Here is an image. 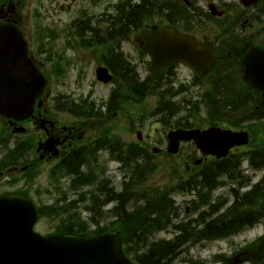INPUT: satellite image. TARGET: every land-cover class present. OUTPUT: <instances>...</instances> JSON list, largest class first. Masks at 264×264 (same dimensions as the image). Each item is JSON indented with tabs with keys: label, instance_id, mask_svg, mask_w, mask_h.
<instances>
[{
	"label": "flooded vegetation",
	"instance_id": "1",
	"mask_svg": "<svg viewBox=\"0 0 264 264\" xmlns=\"http://www.w3.org/2000/svg\"><path fill=\"white\" fill-rule=\"evenodd\" d=\"M10 2L20 4L19 0H10ZM153 4L156 16L152 28L158 29V27L166 25L174 27L183 34L197 38L201 43L213 46L216 52H220L223 57L229 59L231 57L230 61L233 64L240 61L239 68L243 67L242 58L249 48L254 46L264 48V0H255L248 5H245L242 0H153ZM0 6H3L5 10L7 8L4 0H1ZM0 17L7 20L3 13H0ZM22 21L23 18L20 22ZM35 61L45 72V75L51 72L53 61H48V68L47 62ZM95 62L97 63L96 60ZM106 62L109 66L105 63L103 65L109 67L110 70L112 63L120 68V79L108 83L112 84L115 89L109 90V94L105 98L97 99L94 94H82L81 92H73L70 97L46 96L41 109H36L31 118L23 122L5 120L6 124L12 126L13 142L19 137H23L16 145H24L25 151L28 153V165L33 167L41 165L48 169L61 163L80 168L82 175L91 177L98 173L101 178H104L108 175L112 165V152L115 156L124 158L126 152L133 149H138L142 154L149 153L148 146L150 144L158 146L161 150L168 146V130H163L162 135L149 133L146 135L147 137L139 131L137 133L138 142L132 138L128 140L126 129H118L119 132L113 130L111 113L113 104L116 109H119L122 99L125 104L127 103L124 92H120L121 82L124 85V82L127 83L126 78H123L122 75L126 67L115 55H107ZM171 68L172 65L162 70L160 74L170 72ZM239 68L228 65L226 69L234 72L232 78H235L237 76L235 71H238ZM222 78L220 75L217 76L218 80H212L211 87H224L225 77L220 80ZM76 85H79V80H76ZM49 101L55 102V104L51 105ZM55 105H57V109ZM114 116L117 119L118 112H114ZM15 128H20L19 134L14 132ZM156 131L158 130L156 129ZM97 147V152H92V149ZM200 156L204 163L220 164L215 157L203 154ZM193 157L195 155L191 151L186 154V158L190 160ZM134 167L140 168L142 164H135ZM188 169L189 174L196 171L195 167L190 166ZM132 180L131 178L129 181L125 174L122 181L113 177L112 186L102 190L103 198L111 203L114 199L118 204H121V209H125L126 206H129L128 201H132L129 194H133L136 189L139 191L137 193L138 201L142 202L145 183L143 181L134 183ZM158 186L157 183H147L146 189L158 192ZM117 194L120 195L117 196ZM123 201L126 203L123 204Z\"/></svg>",
	"mask_w": 264,
	"mask_h": 264
},
{
	"label": "water",
	"instance_id": "2",
	"mask_svg": "<svg viewBox=\"0 0 264 264\" xmlns=\"http://www.w3.org/2000/svg\"><path fill=\"white\" fill-rule=\"evenodd\" d=\"M143 38L146 44L142 50L152 57L148 68L151 76L176 61L186 62L204 74L212 65L206 60L205 49L171 30L151 32ZM208 54L210 58V52ZM244 64V80L264 92V49H251ZM44 85V77L27 58L26 44L19 32L10 26H0V114L16 119L28 117ZM262 102L264 105V97ZM170 138L169 150L173 153L178 151L180 139H194L205 154L218 157L225 156L234 145L248 142L246 132L217 127L203 132L179 130L171 133ZM36 219V209L26 196L0 199V264H132L122 250L119 234L89 238L42 237L33 231ZM252 256L259 260L264 258V239Z\"/></svg>",
	"mask_w": 264,
	"mask_h": 264
},
{
	"label": "trees",
	"instance_id": "3",
	"mask_svg": "<svg viewBox=\"0 0 264 264\" xmlns=\"http://www.w3.org/2000/svg\"><path fill=\"white\" fill-rule=\"evenodd\" d=\"M143 7L144 4L140 5V7H131L129 9L126 8L123 11V19L120 21V24L122 25V35L132 32L133 29L135 30L142 28L143 20L151 14V10L150 8L148 9V7H144V12H142ZM142 16H144L145 18ZM152 85L153 83L151 79H147L142 84V99H145L147 97V93L149 89L152 88ZM238 86L239 87H225L222 89L209 88L203 94L202 98L204 101L208 100V104L215 108L217 106L216 101H218L217 99H219L220 93H227L229 95L225 103L227 104V106H232L236 101H246V97L248 98V96H250L252 92L253 94L258 93L255 94L257 98L254 100V102H252L250 105L248 104L246 110L241 115H245L246 113L248 114L250 111H252V114H250V116L248 117V121H252L251 123H254L251 124V127L255 130L259 128L264 129V106H262L261 104V96L259 95V92L248 87L242 81H240ZM129 88L133 89L134 91H137V88L133 84H129ZM158 104L160 110L169 111L170 115L178 113L180 109H183L181 104L175 105L172 104L171 101H166L162 98L159 100ZM188 111L195 115L200 110L198 108H190ZM156 112H158V109L156 110ZM241 115L232 118L224 117L221 121L229 122L230 124L235 126H241V123H245V120L241 118ZM216 117L217 115L215 114L214 118ZM262 149H256L258 151H255V153L254 151L253 153L251 152L250 156L253 154L251 156V161L254 165H260L259 167L264 168V147ZM224 169L234 173L237 170V167L226 165ZM143 175L145 177L146 173L143 172ZM207 194H209V190L207 191ZM238 202L241 203H238L237 205H234L232 207L237 212L232 213L230 217H225L224 215H221L219 217H216V220L212 221V223L208 222L204 224V236L211 235L212 237H217L221 235H226L231 231L234 232L246 226L254 225L256 222L260 221L261 219H264V178L258 185L253 187L252 190L248 191L245 197L243 196L241 198L240 196ZM161 206L162 205H160L159 207L160 210L156 212L157 216L153 218L150 217V219L149 217L145 216L144 220H142L143 223H145L144 225L147 227V229H149V234L160 230L162 227H166L169 221L171 220V213L166 215V211L162 210L165 206ZM216 212L217 210L211 207V209L206 212V214L201 215V218L205 219L210 215H214ZM140 218L141 214L134 215L127 213V215L125 216L126 225L124 224V236L127 238V247H125V252L138 264H165L164 260L166 259L172 261L180 253V251H178L177 249L181 244L188 241H192L193 239L200 236V231L197 230V227L192 225H188L187 227L186 224H180L175 227L179 230L180 233L174 239V241L178 242V247L175 245H169V243L162 244L164 241H161L160 243L152 244L151 247L148 249L133 248L130 247L128 241L137 240V236L140 235V232H137V230L140 228L139 226L142 224ZM239 218V223H236L234 221L228 222L231 219L237 220ZM76 219L77 218L73 215L64 219L63 224L57 227V232L79 234L80 231L76 227L80 225L81 222L80 219ZM218 221L221 222L217 223ZM185 228L194 229L195 232L188 233ZM145 233H147V231H145Z\"/></svg>",
	"mask_w": 264,
	"mask_h": 264
},
{
	"label": "rangeland",
	"instance_id": "4",
	"mask_svg": "<svg viewBox=\"0 0 264 264\" xmlns=\"http://www.w3.org/2000/svg\"><path fill=\"white\" fill-rule=\"evenodd\" d=\"M87 1V0H86ZM85 5H87V3H85ZM151 22V21H150ZM125 46L127 47V49L129 50V49H131V47L128 45V44H125ZM134 50V49H133ZM132 51V50H131ZM143 69V70H142ZM142 69H141V71H142V73L144 74L145 73V64H143V66H142ZM88 72L89 73H87V75H88V77H89V79L90 78H92L93 76H92V71H91V66L89 67V69H88ZM73 79H74V77H72ZM86 85H83V88L85 87ZM88 87V86H87ZM76 88V85H73V83L71 84V90H73V89H75ZM56 89H58V87H56ZM95 89H96V92H97V94L98 95H100L101 97H103V96H105V94H106V89H107V87H104L103 85H101V84H98V85H96L95 86ZM84 90H87V89H85L84 88ZM99 96V97H100ZM155 100L153 99V98H151V99H148V100H146V101H144L143 103H142V105H140V107H138V109H137V112H136V106L135 105H131V106H126V108H127V110H128V108L133 112V114L134 115H140V114H142V113H146L147 112V114L154 108V106H155ZM128 112L129 111H127V114H125L124 112H122V115L121 116H123V118H124V120H121L120 118L118 119V123L119 124H124L125 123V121L127 120V115H128ZM1 121V120H0ZM134 137V136H133ZM130 138V137H129ZM261 138H264V132L261 134ZM181 158L182 157H178L177 159H176V161L177 162H180L181 161ZM184 158V157H183ZM175 161V163H177ZM262 174H260L259 175V177L261 176ZM38 180H40V182L41 183H43V182H45V177H44V174L43 175H41L40 177H39V179ZM161 180H159L158 178L157 179H155V180H153V181H151V183L152 184H155V183H157V184H159L160 185V182ZM3 189H7V188H0V190H3ZM224 189V188H223ZM223 189H219L218 190V193H220V192H223V193H226V190H223ZM223 190V191H222ZM47 199V198H46ZM176 199L178 200V201H185L186 199H185V197L183 198L182 196H180V195H178V196H176ZM46 201V200H45ZM184 204H182V206H183ZM264 226H262V227H260V228H258V229H256V230H252V231H250V232H247V233H244V234H242V235H240V236H237V237H233V238H231V239H225V240H219V241H215L214 243H212V244H209L207 247H205V248H192L191 250H190V252H191V254H193V255H196V256H201V257H203V258H207V259H210L211 257H212V255L213 254H215V253H217V252H220V251H226V249H228L227 250V252L228 251H231L232 252V250H234V249H236V248H238L239 246H244L245 245V243H246V241H252V240H254L257 236H260V235H262L263 233H264V228H263ZM38 229H40V231H44V232H51L52 230H53V227L51 226V224L47 221V220H44V221H42L39 225H38ZM164 235V234H163ZM166 235V234H165ZM233 242H236V243H234V245L232 244ZM222 249V250H221Z\"/></svg>",
	"mask_w": 264,
	"mask_h": 264
},
{
	"label": "bare ground",
	"instance_id": "5",
	"mask_svg": "<svg viewBox=\"0 0 264 264\" xmlns=\"http://www.w3.org/2000/svg\"><path fill=\"white\" fill-rule=\"evenodd\" d=\"M219 106L223 107V108L226 109V110H230V109H231L229 106H227V104L220 103ZM221 174H222V175H225V176H227V177H231V176H232V173H231L229 170L222 171ZM201 182H202L203 185L210 186V185L213 184L214 179H213V177L210 176V175H205V176L202 178ZM119 195H120V194H117V196H119ZM121 196H123V195H121ZM240 196H241L240 193H236V194L234 195L235 198H239ZM250 206H251V204H250ZM215 218H216L215 215H210V216L206 217V218L201 222V224H200V226L197 228V230H200L204 224L216 220ZM185 229L187 230L188 233L195 232L194 229H191V228H185Z\"/></svg>",
	"mask_w": 264,
	"mask_h": 264
}]
</instances>
